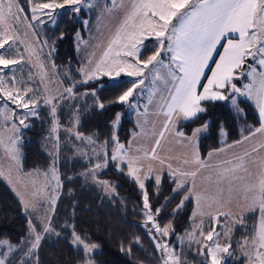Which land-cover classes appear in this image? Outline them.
I'll return each mask as SVG.
<instances>
[{
    "label": "snow or ice",
    "instance_id": "snow-or-ice-1",
    "mask_svg": "<svg viewBox=\"0 0 264 264\" xmlns=\"http://www.w3.org/2000/svg\"><path fill=\"white\" fill-rule=\"evenodd\" d=\"M28 11L21 6L20 0H0V120L10 126V135L7 138L5 151L10 160L20 170L22 147L24 145L23 131L30 129L34 121H44L41 109H47L49 128L43 138L52 144V164L43 173L36 170L35 175L45 177V185L37 187L32 193V199H26L13 186L12 191L19 197V201L26 219H28V236L20 241L19 245H12L7 240H0V264H32L40 243L45 235H56L51 226V212L55 210L61 181L58 173L59 161V119L57 116L60 106L68 101L76 100L74 89L77 83L86 84L96 80L98 74L102 76L119 77L122 73L128 77H136L132 86L127 88L116 100V103L127 104L130 109H137L134 103V94L144 85L145 80L151 78L153 84H158L160 110L165 117L163 129L159 132L156 146L165 132H172L192 150V170L171 169L169 173L174 194L187 191L174 213L179 212L190 198H194L196 208L191 214L192 227L186 230L184 236H178L177 241L183 248L186 246L194 255L203 259L204 264H227L235 257L237 248L248 264H264V158L259 163L252 159V153L264 150V142L253 147L251 152L245 151L242 155L233 154L231 158L212 165L200 158L197 140L200 135L211 126L207 120L200 127L195 128L190 136L175 130L177 122L195 120L201 114L208 112V104L230 101L237 115L243 113L240 107V97L254 101L259 113L260 126L250 132L264 136V0H121L119 7L124 12V19L110 39L103 58L95 67L85 66L79 71L86 79L73 82L63 91L57 90L50 95V89L33 86L31 72L25 77L18 75L17 68L22 66L24 57L16 47L18 43L19 26L27 23V27L35 31L36 24L45 25L57 23V10H66L71 19H79L84 9H91L94 5L91 0H26ZM116 6V0H112ZM41 17H47V21ZM80 22L87 27L89 21ZM64 38L63 33L60 39ZM154 39L155 46L146 59H142V50L148 42ZM77 42H82L80 33H76ZM41 46L49 47L47 56L50 58L55 52L54 42L49 46L47 40L41 41ZM222 48L223 52L218 49ZM218 55L219 59L214 57ZM210 63L215 67H210ZM43 67V66H42ZM51 67L54 69L55 64ZM206 69L211 75H206ZM46 75V74H45ZM67 75V73H66ZM71 78V77H68ZM206 79V83H202ZM247 79L248 83L238 87L237 83ZM44 76H41V83ZM202 89V90H201ZM92 95L95 91L84 93ZM9 103L14 107H9ZM103 110L105 105L98 103ZM77 107L78 106H74ZM121 114L113 118L111 127L114 129L108 141L101 146V151L95 155L102 162L92 165L82 173L85 178H91L92 183L102 188L106 194H114V185L108 181H101L97 177L99 170L109 163L115 165L116 171L126 174L138 184L143 197L141 212L146 218L144 228L153 242L154 248L160 254L161 264H186L182 259L183 252L178 253L176 246L170 244L169 237L174 232L171 223L161 226L155 217H158L161 208H153L149 202V193L145 187V180H154L155 185L161 184L160 169L153 168L152 162H158L161 168L165 160L156 153V147L151 152L139 154L131 152L119 143L115 129L121 121ZM78 121V116L76 117ZM3 125H0L2 127ZM68 131H71L68 129ZM135 135V134H134ZM220 135H226L223 127ZM77 140L87 139L89 144H95L92 137H83L76 134ZM249 136H244L247 141ZM243 141H236L237 145ZM0 138V144H4ZM115 144L109 154L107 146ZM233 147L217 149L208 154L209 158ZM147 165V166H146ZM258 167V172L253 171ZM125 168L127 172L125 173ZM202 169H209L205 177L208 189H196V178ZM29 172L25 175L32 176ZM4 172L0 170V176ZM50 177V179H49ZM71 179V177H69ZM55 182L53 187L52 182ZM191 181V187H188ZM9 183L12 181L9 179ZM109 189L112 192L109 193ZM46 193H52L46 195ZM41 199L48 201L49 213L42 221V229L37 231L31 213H35L40 206ZM166 206V205H165ZM227 209V210H225ZM259 212L260 222L255 234L237 242L234 248L231 233L236 225L244 226V213ZM224 218V221L221 218ZM205 218L208 228L205 230ZM71 228V243L82 249L85 255V264H93L91 255L98 249V245L87 242L86 235L82 237L75 230L74 225H64ZM219 229V230H218ZM139 243V238L136 239ZM125 251V249H121ZM131 253V247L126 250ZM19 253L17 260L12 261L11 255ZM38 264V259L36 261Z\"/></svg>",
    "mask_w": 264,
    "mask_h": 264
},
{
    "label": "trees",
    "instance_id": "trees-1",
    "mask_svg": "<svg viewBox=\"0 0 264 264\" xmlns=\"http://www.w3.org/2000/svg\"><path fill=\"white\" fill-rule=\"evenodd\" d=\"M79 19H71L69 13L63 11L57 19L55 26L44 25L38 29L40 36L51 45L54 42L55 52L52 55L54 63L60 67H78L85 62L82 51L78 50L75 35L84 31V25ZM64 38L61 40L60 35ZM151 53L146 47L142 52V59ZM74 78H79V73L73 71ZM110 78L90 81L77 86V91L94 88L95 99L80 113L78 131L81 134L93 135L98 141H104L111 132V124L115 115L126 110L125 104L116 103L117 98L131 86V81L122 77L110 82ZM103 83V84H102ZM240 85L239 83H237ZM240 107L243 113L237 115L232 106L225 102L208 104V112L199 118L181 121L178 128L186 134L203 125L207 120L211 126L199 138V153L205 158L208 153L217 148L232 144L260 126L259 113L256 106L249 100H242ZM98 103H103L105 108L100 110ZM78 103L63 107L62 120L77 110ZM49 118L44 121H34L30 129L23 131L24 145L22 147L21 166L24 171H47L52 164V156L47 151V141L43 138L48 133ZM135 122L129 115H124L117 130L118 139L127 143L132 135ZM223 127L225 137L220 135ZM63 182L68 184L69 177H76L84 170L78 159L71 162H61ZM127 169L125 168V173ZM101 180L109 181L115 186L116 195L107 197L100 188L87 186L83 189H73L69 197L65 194L60 197L53 223L60 235L45 236L41 241L32 264H85V255L82 249L72 243V229L64 225H74L75 230L82 237L86 235L87 242L97 244L98 249L91 255L94 264H161L160 254L156 252L153 242L144 228V215L141 212L143 205L142 192L137 183L126 174L116 171L115 165L108 166L98 172ZM74 183V181H73ZM149 193V202L155 210L163 206V210L156 218L161 225L171 223L174 235L184 232L191 225L193 202H188L179 212L174 213L180 201V194H174V184L170 175L165 174L159 187L154 180L145 182ZM68 188V187H67ZM166 205V206H165ZM28 219L19 201V197L12 191L9 184L0 177V240H7L12 245H19L20 241L28 236ZM251 234V230L244 226H237L231 237L234 248L237 242L243 241ZM139 238V243L136 239ZM131 247V253L126 250ZM125 249L122 251L121 249ZM234 262L228 264H247V260L240 254L232 258Z\"/></svg>",
    "mask_w": 264,
    "mask_h": 264
},
{
    "label": "rangeland",
    "instance_id": "rangeland-1",
    "mask_svg": "<svg viewBox=\"0 0 264 264\" xmlns=\"http://www.w3.org/2000/svg\"><path fill=\"white\" fill-rule=\"evenodd\" d=\"M36 2L39 3L41 2V0H36ZM91 2L93 3L94 6L91 9H84L83 11L85 14L84 16H81V19H87L89 21V25L87 27L84 26L85 28L83 32L79 31L80 37L82 38V42L78 43L76 40L78 50L83 52L85 62L82 63L80 66L74 68L71 65L63 68L58 67L54 63L52 56L50 58L47 56L49 47L42 48L41 46L40 42L46 39H43L40 36L38 29L44 25L36 24L35 31H33L27 27V23H24L19 26L18 43L16 44V47L19 49L20 53L24 57L22 66L17 68L18 75L22 74L26 77L31 72L33 76V81L35 82L33 86H39L41 89L43 88L50 89V93H49L50 95L55 94L57 90L63 91L65 87L69 86L73 82H79L86 79V77H84L82 72H80L79 70L84 68L85 66H89V61H91L90 66L95 67L96 63H98L103 58L104 52L107 49V45L110 39L112 38L115 31L117 30V28L120 26V24L124 19V12L119 7L121 0H116L115 7L112 4V0H91ZM20 4L25 8V11L27 12L28 5L26 0H20ZM63 11L65 10H57V19ZM41 18L47 21V17H41ZM45 25H52V23L46 22ZM49 46H51L50 43ZM154 46H155V41L154 39H152L151 41L148 42V46H147L151 49V53ZM218 51L223 52V49L219 48ZM214 58L218 60L219 56L216 55ZM53 63L55 64L54 69L51 67ZM210 67H215V65L210 63ZM73 71H77L79 73V78H74V76L72 75ZM206 75H211V72L207 69H206ZM41 76H44V80L42 83L40 81ZM119 77H122L124 80H128L131 82L137 79L136 77H128L123 73ZM119 77H116L114 74L112 76H102L98 74V78L96 80L110 78L109 81L113 82L117 80V78ZM206 82H207L206 79L202 81V83H206ZM238 83L240 84L239 86L242 87L243 84L248 83V80L243 79ZM78 85H80V83H77V86ZM76 88L74 89V91L77 95V99L62 104L57 113L59 119V125H60L58 132L59 135L58 173L61 181V187L59 188L58 192L54 193L57 196L55 209L62 195L65 194V197H69L73 189H83L86 188L87 186H96L92 183L90 177L86 179L85 176L82 175V173L86 172L92 165L98 162H102L100 159L97 158L95 153L101 151V146L104 145L105 141L109 140L110 136L114 131V129L111 127V132L108 138L101 142L98 141V139L93 135L82 134L83 137L85 138L92 137L93 140L95 141V144H89L87 139L84 140L76 139V134L77 133L81 134L78 131V125H79L80 113L82 109L86 108L91 104H94L93 102H95L94 101L95 97H93L92 95H87V96L82 95L86 92L91 93L92 91H95L94 88L85 89L83 91H77ZM238 99L246 100V98L243 97H240ZM249 101L255 105L254 101L251 100ZM224 102L231 106L230 101H224ZM73 103L79 104L78 107L79 110H76L75 112L67 116L65 120H62V116L60 113L61 110L63 109V107L70 106ZM134 103L138 105L137 109L135 110L130 109L128 105L125 104L126 110L124 112H119L121 114V117H123L124 115L125 116L129 115L130 117H132V119L135 122V127L129 141L125 143L119 140V143L123 144L126 150H129L134 153L137 151V149H139V154H142L144 151L151 152V149L153 147H156L157 155L165 160V164L163 168H161L158 162L155 161L152 162L154 170L160 169L158 174L161 176V180L165 174L169 175V173L171 172V169L167 167L168 164L172 165V169H183L189 171L192 170L193 165L191 163L188 164L178 163V160L183 159L179 157L180 156L185 157V155L186 158H188L186 160L191 161L192 159L191 148L188 147L185 142L181 141L180 138L176 137L172 132L170 131L165 132L164 138L160 139V145L156 146L155 142L157 139L160 138L159 132L163 129V124L165 120L163 112L160 110V97L158 93V84H153L151 78L146 79L144 85H142L134 94ZM2 104L3 102L0 101V105ZM9 107H14V106H12L9 103ZM2 110L5 109L0 108V111ZM41 115L43 117L48 118L47 109H41ZM77 116H78V121L76 119ZM179 122L176 123L175 130L181 131L178 128ZM0 125H3L2 127H0V138H3V140L5 141L4 144H0V170L4 172V175L0 177L3 178L11 188L15 186L16 189L26 199L30 200L32 199L33 191H35L34 184L37 187H43L46 183L45 177L43 175L40 176L35 175L36 170L24 171L21 165L19 172L17 171L15 164L10 160L7 152L5 151L7 145V138L10 135V126L4 125L3 120H0ZM68 129H70L71 131H68ZM117 130L118 128L115 129L116 135H117ZM205 132H203L200 135V137L203 136ZM185 135L190 136L191 134L185 133ZM248 136L249 139L247 141H243V139L238 140V141H243L239 145H237L235 142L229 144L232 145L233 147L227 149L226 151L219 152L218 154L210 158L208 155L205 158H202L200 156V158L208 164L215 165L222 160L231 158L234 153L242 155L245 151L251 152L253 147L258 148L259 144L261 142H264V136H262L261 134H256L255 137H252L251 135ZM224 137L225 135L222 136V138ZM199 138L197 140L198 152H199V147H198ZM114 148H115V144L113 143L108 144L107 151L109 152V154H111ZM222 148H226V146L217 149H222ZM46 149L49 152V154L53 151L52 144L48 141H47ZM217 149H213L210 152H213L214 150ZM175 158L178 159L176 160ZM260 158H264V150H258L256 153H252V159L257 162V165L259 163ZM74 159H78V161H80L83 165H85V168L84 170L81 171L80 175L78 174V176L76 177H71L68 184H65L63 182L62 173H61V166H60L61 162L62 161L71 162ZM209 171H210L209 169H202L201 172L198 174L196 178L197 190L204 191L208 189V182L205 179V177L209 175ZM253 171L258 172V167L253 166ZM29 172H33L34 174L32 176L25 175L26 173ZM40 172L43 173L45 171H40ZM97 177H98V173H97ZM9 179L12 181V184L9 183ZM98 179L101 180L99 177ZM101 181H106V180H101ZM147 181L148 180H145V182ZM52 185L54 187L55 185L54 181L52 182ZM188 187L189 188L191 187V181H189ZM100 189L109 198H112L116 195L115 188H114V194L111 195L106 194L102 188ZM108 191L109 193H111L112 189H109ZM48 194H52V193H46V195ZM179 194H180V201H179L180 204L181 200L183 199V196L187 195L188 192L181 191ZM190 201L193 202V210H192L193 212L196 208V202L194 198H190L188 201H185L184 206ZM175 209H177V207ZM50 211L51 210L49 209L48 201L41 199L40 206L38 207L36 212L31 213V218L37 227V231H40L42 229V221L46 218V213H49ZM54 214H55V210L54 212H51V226L52 228L55 229L56 232L59 233V230L56 228V226L53 223ZM244 217H245L244 227L251 230V234L248 236L251 237L252 235L255 234V231L259 227L260 214L258 211L246 212L244 213ZM156 218L157 217H155V219ZM221 220L224 221V218L222 217ZM145 222H146V218L144 217L143 225L145 224ZM237 226L239 225H236L233 228L231 237L233 235L234 229ZM191 227H192V220H191V225L187 230H190ZM204 227L205 230H207L208 228L207 218H205ZM185 232L186 230L177 235H174L172 233L171 236L169 237L170 244L176 246V251L178 253H180L181 251L183 252L182 259L186 261V264H204V261L201 257L194 255L193 252L190 251L186 246L182 248L179 242L177 241V237L184 236ZM45 236H49V235H45ZM5 250L6 249L4 248H0V252H3ZM19 255H20L19 253H14L11 255L10 259L12 261H15L18 259ZM230 262H234V260L232 258L229 259L227 264Z\"/></svg>",
    "mask_w": 264,
    "mask_h": 264
},
{
    "label": "crops",
    "instance_id": "crops-1",
    "mask_svg": "<svg viewBox=\"0 0 264 264\" xmlns=\"http://www.w3.org/2000/svg\"><path fill=\"white\" fill-rule=\"evenodd\" d=\"M179 158H183V159L178 160V163H179V164H181V163L185 164L184 161H185L186 159H188V158H186V155H185V157L180 156ZM175 159L177 160L178 158H175Z\"/></svg>",
    "mask_w": 264,
    "mask_h": 264
},
{
    "label": "water",
    "instance_id": "water-1",
    "mask_svg": "<svg viewBox=\"0 0 264 264\" xmlns=\"http://www.w3.org/2000/svg\"><path fill=\"white\" fill-rule=\"evenodd\" d=\"M238 87H240L238 84H237Z\"/></svg>",
    "mask_w": 264,
    "mask_h": 264
}]
</instances>
